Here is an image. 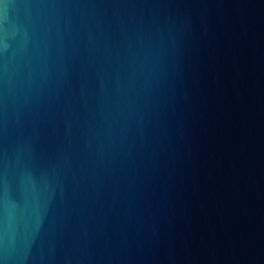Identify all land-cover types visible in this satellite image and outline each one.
<instances>
[{
  "label": "water",
  "instance_id": "95a60500",
  "mask_svg": "<svg viewBox=\"0 0 264 264\" xmlns=\"http://www.w3.org/2000/svg\"><path fill=\"white\" fill-rule=\"evenodd\" d=\"M0 264H264V0H0Z\"/></svg>",
  "mask_w": 264,
  "mask_h": 264
}]
</instances>
